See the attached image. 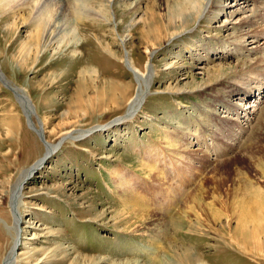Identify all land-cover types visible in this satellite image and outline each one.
<instances>
[{"label": "rangeland", "instance_id": "rangeland-1", "mask_svg": "<svg viewBox=\"0 0 264 264\" xmlns=\"http://www.w3.org/2000/svg\"><path fill=\"white\" fill-rule=\"evenodd\" d=\"M23 1L10 8L0 0V264H71L77 255L93 259L87 264H178L175 245L203 264H264V257L232 242L221 213L215 224L210 218L203 223L206 215L195 207L201 217L189 215V230L186 220L181 230L173 225L178 212L186 215L185 195L201 184V202L218 212L224 205L210 197L232 191L234 177L245 188L259 184L264 39L255 37L264 28V0H219L214 20H195L152 53L145 47L151 36L143 35V14L148 4L162 9L165 0H86L82 19L71 13L67 25L58 20L68 0H52L41 49L33 46L28 57L24 51L35 28L29 11L35 9L38 21L45 0ZM245 18L255 26H240ZM66 27L71 33L62 40ZM241 36L245 49L236 50ZM242 63L254 70L231 73ZM219 66L225 84L214 95L233 86L252 93L223 103L219 96L201 97L206 71ZM86 69L93 73H81ZM192 74L196 83L190 87ZM103 86L114 95L98 98ZM257 121L261 129L255 132ZM186 133L193 135L190 150H200L198 157L184 149ZM172 138L173 152L164 143ZM120 170L123 183L115 178ZM214 170L222 181L211 177ZM123 202L148 211L149 218L161 216L168 239L115 225L113 211Z\"/></svg>", "mask_w": 264, "mask_h": 264}, {"label": "bare ground", "instance_id": "bare-ground-1", "mask_svg": "<svg viewBox=\"0 0 264 264\" xmlns=\"http://www.w3.org/2000/svg\"><path fill=\"white\" fill-rule=\"evenodd\" d=\"M1 1H4V3L7 6H9L10 8H13V7H15V5L19 4V2L14 4L15 0H1ZM50 1H52V0H47V1L45 0V2L43 4L45 6L43 7L42 11L39 9L38 21H34V20H36L35 17H33V11L35 9L31 8L29 11L30 14H32L31 18H33V19L31 21H29L30 23L29 22L28 23L32 26H35V28L32 30L33 32H31V34L28 38L29 46L25 47V51H24L26 54L25 57L29 56L33 46L36 49L39 46V49H41L40 48L41 47V41H43L42 37H43V35L47 29L48 23L51 20L50 18L52 17V15H51L52 10L51 9L53 7L52 6L53 4L51 6H49ZM68 1L65 2V6L62 8V11L60 13L61 19L58 20L59 22L64 21V22H62V23H64V25L68 24L67 17H69L71 13L73 15H76L77 20L82 19L80 11H83L84 3H85L84 1H86V0H75L76 2L81 1V4L80 5L76 4V6H74V4H72L73 3L72 0H68ZM32 2H34V0H24L23 1V3H25V4H27V3L31 4ZM139 2H136L135 5H137ZM157 7H158V5L155 7L153 3L148 4L146 7L145 15L143 14V19H142L143 26H145L142 29L143 35L145 33H147V35L151 36L150 41H148L147 45L145 46L146 51L151 52V53L154 52V50L156 49L155 47L162 46L163 43L169 42L171 39H173L176 36L179 37V35H181L183 32H185L195 20H198L201 17H203V19L207 20L208 22H210L211 20H214L216 14L218 12V8L221 7V2L219 0H165V4H164L162 9H161V7L158 9ZM72 8H74V9L71 10ZM132 8H134V7H132ZM53 12H54V10H53ZM14 14H15V12H14ZM12 18H13V16H12ZM245 19L241 21L240 26H248V27L255 26L253 24L254 22L251 19H246V20ZM22 21L25 22V19H23ZM207 21H205V22H207ZM157 22H159V23H157ZM200 23H201V21H200ZM224 26H226V25H224ZM145 28H147V29H145ZM257 28H259V27H257ZM262 29L260 32H258V33H260V35L259 36L256 35L255 38L264 39V28H262ZM254 30H256V29H254ZM254 30L252 31V34H253ZM221 32H222V30H221ZM70 33H71V27H66L62 31V36L60 39L63 40L65 38H67L70 35ZM243 36L238 37V39L236 40L238 42V45L233 43L235 45L236 50L237 49L241 50L243 48L245 49V46L243 45V40H245L246 38L244 39ZM257 41L258 40H256L255 42H257ZM239 43H240V45H239ZM152 48H155V49H152ZM253 65L245 66L242 63V64L238 65V67H239L238 70H237V68L234 69L235 68L234 67L233 68L234 71L231 72V69H230V72L231 73H237L238 76H241L245 72L253 71L254 66H255V65L254 66ZM211 70H212V68H211ZM206 72L207 73L205 74V76H206L205 80L201 83L200 86L197 85L198 87H201L203 89L201 91V95H202L201 97H203V98L204 97H212L213 98V96L214 97L219 96L220 98H222L221 102L223 103L224 101L226 102L229 99L231 100L233 97H236V95H238L237 97H240V96L244 97L245 95H243V93H245L247 95L252 93V91H250L248 89L246 90L245 88L233 86L232 89H230L229 91L226 92V95H225L224 91H222L224 93L221 92L218 95H214L215 91H219L217 89V87L219 85H221V83L225 84V80L223 79V77H225L223 75L224 74L223 67L219 66V67H217V69L215 71L214 70H212V71L207 70ZM215 72L218 73L217 76H215ZM81 73L91 75L90 73H93V72L89 69L88 70L86 69V70H82ZM191 78L193 79V81L191 82L190 87H192L196 83V82H194L195 78L193 77V74L191 75ZM226 85H227V82H226ZM194 87H196V86H194ZM261 89H264V88H260V86H259L258 91H260ZM113 91L114 90L111 87L103 86L101 89H99V91L97 89L98 98L99 97L105 98L108 96H112V95H114ZM261 92H262V90H261ZM123 99H124V97H123ZM228 103L230 104V101ZM208 106L206 105V108ZM182 107H187V106L184 105ZM208 109H209V107H208ZM209 110H210V113L212 115H215L213 106H211V108ZM230 110H232V107L230 108ZM205 113L210 114L207 110H205ZM195 120H197V119H195ZM199 123H200V121H199ZM199 126H201L200 129H206V130H208V128L210 127V126L208 127V124L205 121L201 122L199 124ZM260 126H261V124H260V122H258L256 124V129H254V130H256L255 132H257L261 129ZM198 127L196 128L195 131L198 130ZM180 128L181 127L178 126L177 131L181 130ZM39 136L41 137V134H39ZM182 136L184 137V135H182ZM192 136H191V134L188 133V135H187V133H186L185 140L187 139V142H185V144H184V146H185L184 149H186L188 155L192 154L193 156L195 155V157H196L197 154L198 155L201 154V151L199 150L200 151L199 152L197 149L190 150L192 141L188 138H190ZM180 138L177 141H181ZM176 139L177 138H174L170 142H164V143H166V145H168L167 148H169L166 150L173 152V149L176 146V145H174V143L176 144ZM170 146H171V148H170ZM256 167L258 170L257 174L259 177L258 186L249 185L248 187L245 188V187L240 186L238 184L240 182V181L238 182L239 178L237 179L236 177H234V179H232L233 181L231 184L232 185V187H231L232 191L226 190L227 192L224 191V195L222 196L221 195L222 192H220L221 191L220 190L217 192L219 194V196L216 197V196L212 195V197H210V199L214 202V204L217 203L219 205H224V207L222 206L224 209L223 212H218L217 209L213 208V206L210 202L206 203V204L204 202H201L200 199L203 198V197H201L202 193L200 192L202 187H203L202 184L199 185L197 187V189L194 191L196 193L186 194L185 195V201L183 204L184 207H186V211L183 212V214L184 215L186 214V215H185V217L182 215V210L180 212H178V214L175 217L174 224H173L175 229L181 230L182 228L186 227L184 224L182 225V223L186 219L190 220V216L193 214H195V216L198 218L201 217L198 213H196L197 210L195 211V207H197V209H198V207L200 208L201 212L204 214V217L206 215V217H205L206 220H202V221H204L203 223H207V218H210L212 223L215 224V222L218 221L217 218H221L219 216V213H221L225 218H227L225 221V224H223L222 227L229 232V234L231 235L232 242L237 243L243 249H245V250H247V251H249V252H251L257 256L264 257V188L262 187V186H264L263 185V183H264V165L260 164ZM139 168L141 170H143L144 172H147L148 175L152 173V171H150L151 168H149V167H146V168L145 167L144 168L139 167ZM152 170L154 171V169H152ZM35 171H37V170L30 171L26 176L30 177ZM154 173H155L154 174L155 179L158 180L159 179L158 173L156 171H154ZM216 173H217V171L214 170V171H212L213 175L212 176L210 175V176L211 177L214 176L216 178L215 180L218 179V181H220V180L222 181L224 178L221 177V175L218 178ZM215 174H216V176H215ZM124 175H125L124 172L120 170L119 173L115 176V178H117V182L124 181L126 179V178H123ZM222 185L223 184H221V187H222ZM117 186L120 187V185L118 183H117ZM119 187H117V188L120 189ZM214 187H216V186H214ZM217 187L219 188V186H217ZM204 197H205V195H204ZM126 201H127V199H126ZM194 211H195V213H194ZM147 213H148V211L146 212V210H142L139 207L132 206L129 203L123 202L121 207L118 210L113 211L112 221L115 225L124 226L123 231L136 232L139 235H148L147 232L153 231L154 234L152 236L155 235L156 238H158V239L160 237L161 238L163 237V239H165V238L168 239L169 235L166 232V230H167L165 227L166 224H165L164 220L162 219V217L157 216L156 218H154V217L149 218V213L148 214ZM145 214H147V215H145ZM99 215L104 216V213H101ZM145 216H148V218H146ZM182 220H183V222H182ZM196 220H198V219H196ZM202 221H201V223H202ZM186 225H187L186 230H189L190 227L192 226L191 223L189 224L188 221H187ZM167 242H168V240H167ZM16 248H15V251H16ZM174 248H175V250L178 251V253L174 254L176 262H178V264L179 263H182V264H203L197 258L195 253L189 252L188 248H184L182 246L177 247V245H175ZM179 250H181V251L179 252ZM10 253H12V251ZM12 254H14V249H13ZM80 257L81 256H78V255L76 257H74L71 261V264H78L80 262H82L84 264L87 261L90 262L93 260V259L88 258V257H81V258ZM12 261H13V255H12ZM112 264H139V263L129 262V261H118V262H115ZM171 264H173V263H171Z\"/></svg>", "mask_w": 264, "mask_h": 264}, {"label": "water", "instance_id": "water-1", "mask_svg": "<svg viewBox=\"0 0 264 264\" xmlns=\"http://www.w3.org/2000/svg\"><path fill=\"white\" fill-rule=\"evenodd\" d=\"M34 129V128H33ZM35 131V130H34ZM37 134H39V131H35ZM52 155V153H50V155L49 156H51ZM47 161V160H46ZM45 161V162H46ZM17 249H18V247L16 248V251H17Z\"/></svg>", "mask_w": 264, "mask_h": 264}]
</instances>
